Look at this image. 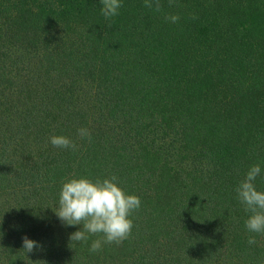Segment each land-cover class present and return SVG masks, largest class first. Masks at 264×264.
<instances>
[{"label": "trees", "instance_id": "16d2710c", "mask_svg": "<svg viewBox=\"0 0 264 264\" xmlns=\"http://www.w3.org/2000/svg\"><path fill=\"white\" fill-rule=\"evenodd\" d=\"M121 3L0 0V264H264L235 191L256 164L264 191V0ZM112 175L141 207L91 252L61 184Z\"/></svg>", "mask_w": 264, "mask_h": 264}, {"label": "clouds", "instance_id": "9594fccd", "mask_svg": "<svg viewBox=\"0 0 264 264\" xmlns=\"http://www.w3.org/2000/svg\"><path fill=\"white\" fill-rule=\"evenodd\" d=\"M101 15L110 19L119 14L122 7L121 0H100ZM175 0H169L172 6ZM160 10V0H145V7ZM166 20L176 23L178 15H167ZM81 138L91 139V133L86 128H80ZM53 146L77 150V144L64 135H53L50 138ZM261 173L259 164L249 168L246 176L239 182L235 191L244 210L249 214L245 226L250 233L264 234V191L258 190L255 180ZM141 207V200L135 194L127 193L112 175L108 178L91 179L86 176L66 178L62 181L59 193V203L56 210L57 217L66 226L82 225V229L70 234V241L87 243L90 235L102 234L103 240L92 242L90 251L101 249L102 243L120 244L128 239L133 229L131 214ZM71 243V244H72ZM247 243H256L255 237L250 236ZM38 243L27 236L23 237V249L26 253L33 252Z\"/></svg>", "mask_w": 264, "mask_h": 264}]
</instances>
